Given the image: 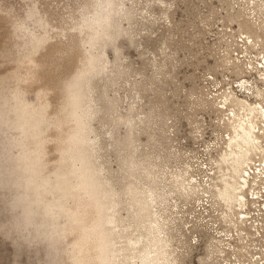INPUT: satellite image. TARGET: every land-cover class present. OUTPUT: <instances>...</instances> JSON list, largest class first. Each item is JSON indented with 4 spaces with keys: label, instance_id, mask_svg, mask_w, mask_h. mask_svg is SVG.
I'll return each mask as SVG.
<instances>
[{
    "label": "rangeland",
    "instance_id": "374dc122",
    "mask_svg": "<svg viewBox=\"0 0 264 264\" xmlns=\"http://www.w3.org/2000/svg\"><path fill=\"white\" fill-rule=\"evenodd\" d=\"M263 110L264 0H0V264H264Z\"/></svg>",
    "mask_w": 264,
    "mask_h": 264
},
{
    "label": "bare ground",
    "instance_id": "6f19581e",
    "mask_svg": "<svg viewBox=\"0 0 264 264\" xmlns=\"http://www.w3.org/2000/svg\"><path fill=\"white\" fill-rule=\"evenodd\" d=\"M100 16H103V15H100ZM250 107V106H249ZM256 108V107H255ZM255 108H252L251 109V111H253V110H256ZM260 110V109H259ZM253 112H255V111H253ZM260 112V111H259ZM258 112V113H259ZM32 113H33V111H32ZM251 113V112H250ZM21 113H19V115H20ZM34 114V113H33ZM255 114V113H254ZM22 115V114H21ZM24 115V114H23ZM259 117L262 119V120H264V110L263 111H261L260 112V115H259ZM22 118V117H21ZM239 119V118H238ZM23 121H25L24 119H22ZM35 120V119H34ZM237 120V119H236ZM244 121V120H243ZM28 122V121H27ZM25 126V125H24ZM236 127L240 130V133L241 134H239L238 136H239V138H241V142H243V144L246 146V145H248L253 139H255V138H257V135H254V132L252 131V124L250 123H248L247 122V124L245 123V124H243V122H239L238 124H236ZM22 128V127H21ZM28 128V127H27ZM26 129V128H25ZM24 131V130H23ZM236 131H237V129H236ZM25 132V131H24ZM238 133H236V135H237ZM232 140H234V139H232ZM243 145V146H244ZM236 146L238 147V150H237V153L235 152H232L231 154L234 156L233 158H234V161L236 162V163H238V161H239V159L244 155V153L245 152H247V149L244 147H242V145H239V143L238 144H236ZM241 148H243V149H241ZM37 150V149H36ZM255 150V149H254ZM25 155V154H24ZM28 155V154H27ZM33 155V154H32ZM29 156V155H28ZM30 156H31V154H30ZM20 157V156H19ZM24 157V156H23ZM245 157V156H244ZM15 158V157H14ZM13 158V159H14ZM23 159V158H22ZM30 160H32V159H30ZM20 161V160H19ZM264 161V160H263ZM18 162V161H17ZM23 162H25V161H23ZM23 162H22V164H23ZM19 163V162H18ZM26 163V162H25ZM27 163H28V160H27ZM239 164V163H238ZM264 164V163H263ZM15 165H16V163H15ZM18 165V164H17ZM29 165V164H28ZM7 166V165H6ZM19 166V165H18ZM17 166V167H18ZM15 167V166H14ZM22 167V166H21ZM24 167V166H23ZM26 167V166H25ZM30 167H31V165H30ZM29 167V168H30ZM236 167H238V166H236ZM235 167V168H236ZM8 168V167H7ZM32 168V167H31ZM233 168V167H232ZM19 169H20V167H19ZM33 169V168H32ZM238 169V168H237ZM8 171H9V169H7ZM22 170V169H21ZM236 170V169H235ZM14 171V170H13ZM19 171V170H18ZM17 172V171H16ZM20 172H22V171H20ZM29 172V171H28ZM235 172V171H234ZM32 173V172H31ZM236 173V172H235ZM9 174V173H8ZM15 174V173H14ZM30 174V173H29ZM28 175V174H27ZM32 175V174H31ZM17 177H18V175H17ZM27 177V176H26ZM20 178H22V177H20ZM34 178V177H33ZM21 180V179H20ZM32 180V179H31ZM25 181L26 180H24V183H25ZM28 181V180H27ZM26 181V182H27ZM33 181V180H32ZM47 181V180H46ZM19 182V181H18ZM34 182V181H33ZM65 182V181H64ZM245 179H243V185L245 184ZM227 183V182H226ZM238 183V182H237ZM46 184V183H45ZM239 185H240V182L238 183ZM31 185V184H30ZM34 185V184H33ZM40 185V184H39ZM42 185V184H41ZM47 185V184H46ZM237 185V184H236ZM25 186H27L26 184H25ZM57 186V185H56ZM30 187V186H29ZM45 187V186H44ZM54 187V186H53ZM22 188H25L24 186L22 187ZM228 188H230L231 190V192L232 191H235V189H236V186L234 187V186H232V185H228ZM62 189V188H61ZM23 190V189H22ZM26 190V189H25ZM32 190V189H31ZM58 190V189H57ZM33 191V190H32ZM227 191H226V189L223 191V193H226ZM229 192V191H228ZM21 193V192H20ZM22 193H23V191H22ZM26 193V192H25ZM33 193V192H32ZM36 193V192H35ZM59 193V192H58ZM34 194V193H33ZM25 195V194H24ZM23 195V196H24ZM37 195V194H36ZM232 195V194H231ZM19 196H21V195H19ZM26 197H27V193H26V195H25ZM29 196V195H28ZM32 196V195H31ZM30 197V196H29ZM33 197V196H32ZM229 197V196H228ZM15 198V197H14ZM36 198V197H35ZM26 199V198H25ZM28 200V199H27ZM33 201V200H32ZM33 203H36V201L35 202H33ZM55 203V202H54ZM27 204H28V202H27ZM26 204V205H27ZM40 205H41V203H40ZM57 205V204H56ZM28 206V205H27ZM35 207H36V205H34ZM59 206H60V204H59ZM23 207V206H22ZM26 208V207H25ZM58 208V207H57ZM41 209H42V207H41ZM35 210H36V208H35ZM60 210V209H59ZM24 211V210H23ZM37 211V210H36ZM53 212V211H52ZM56 212V211H55ZM42 213V212H41ZM23 215V214H22ZM40 223V222H39ZM45 225H46V223H45ZM44 226V225H43ZM54 226V225H53ZM51 229V228H50ZM51 231V230H50ZM53 233H54V231H53ZM52 235H54V234H52ZM56 238V237H55ZM101 249V248H100Z\"/></svg>",
    "mask_w": 264,
    "mask_h": 264
}]
</instances>
